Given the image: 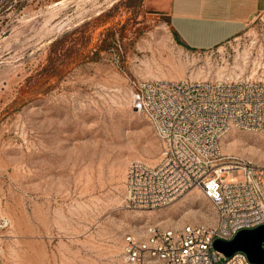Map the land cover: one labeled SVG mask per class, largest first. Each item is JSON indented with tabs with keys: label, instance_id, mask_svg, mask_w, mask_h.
Wrapping results in <instances>:
<instances>
[{
	"label": "rangeland",
	"instance_id": "1",
	"mask_svg": "<svg viewBox=\"0 0 264 264\" xmlns=\"http://www.w3.org/2000/svg\"><path fill=\"white\" fill-rule=\"evenodd\" d=\"M261 75L264 13L193 50L149 0H0V264H123L129 235L212 225L199 189L163 208L128 207L130 164L162 159L130 82ZM221 152L264 166V132L234 130Z\"/></svg>",
	"mask_w": 264,
	"mask_h": 264
},
{
	"label": "built area",
	"instance_id": "2",
	"mask_svg": "<svg viewBox=\"0 0 264 264\" xmlns=\"http://www.w3.org/2000/svg\"><path fill=\"white\" fill-rule=\"evenodd\" d=\"M130 91L132 109L152 126L162 159L156 166L130 164L128 207L163 208L199 189L216 217L212 225L152 226L144 238L127 236L123 264H259L243 250L227 256L215 242L264 226V166L221 152L222 140L234 130L264 132V75L134 79Z\"/></svg>",
	"mask_w": 264,
	"mask_h": 264
},
{
	"label": "crops",
	"instance_id": "3",
	"mask_svg": "<svg viewBox=\"0 0 264 264\" xmlns=\"http://www.w3.org/2000/svg\"><path fill=\"white\" fill-rule=\"evenodd\" d=\"M187 48L209 50L239 36L264 13V0H149Z\"/></svg>",
	"mask_w": 264,
	"mask_h": 264
},
{
	"label": "water",
	"instance_id": "4",
	"mask_svg": "<svg viewBox=\"0 0 264 264\" xmlns=\"http://www.w3.org/2000/svg\"><path fill=\"white\" fill-rule=\"evenodd\" d=\"M264 226L253 231L241 232L235 240H216L215 248L230 256L237 250L245 251L250 260L262 264L264 262Z\"/></svg>",
	"mask_w": 264,
	"mask_h": 264
}]
</instances>
